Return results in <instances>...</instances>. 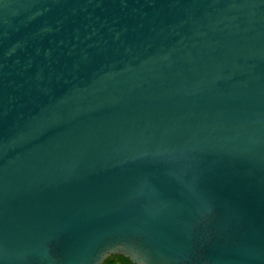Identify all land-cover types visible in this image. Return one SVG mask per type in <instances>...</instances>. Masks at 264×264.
I'll use <instances>...</instances> for the list:
<instances>
[{"label": "water", "instance_id": "obj_1", "mask_svg": "<svg viewBox=\"0 0 264 264\" xmlns=\"http://www.w3.org/2000/svg\"><path fill=\"white\" fill-rule=\"evenodd\" d=\"M113 255L264 264V0H0V264Z\"/></svg>", "mask_w": 264, "mask_h": 264}, {"label": "trees", "instance_id": "obj_2", "mask_svg": "<svg viewBox=\"0 0 264 264\" xmlns=\"http://www.w3.org/2000/svg\"><path fill=\"white\" fill-rule=\"evenodd\" d=\"M104 264H132V262L122 255H113Z\"/></svg>", "mask_w": 264, "mask_h": 264}, {"label": "flooded vegetation", "instance_id": "obj_3", "mask_svg": "<svg viewBox=\"0 0 264 264\" xmlns=\"http://www.w3.org/2000/svg\"><path fill=\"white\" fill-rule=\"evenodd\" d=\"M133 264V263H132Z\"/></svg>", "mask_w": 264, "mask_h": 264}, {"label": "snow or ice", "instance_id": "obj_4", "mask_svg": "<svg viewBox=\"0 0 264 264\" xmlns=\"http://www.w3.org/2000/svg\"><path fill=\"white\" fill-rule=\"evenodd\" d=\"M110 252V251H109Z\"/></svg>", "mask_w": 264, "mask_h": 264}]
</instances>
